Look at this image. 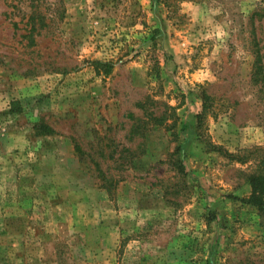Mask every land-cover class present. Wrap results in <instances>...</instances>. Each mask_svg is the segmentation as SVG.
Returning a JSON list of instances; mask_svg holds the SVG:
<instances>
[{"label": "rangeland", "instance_id": "1", "mask_svg": "<svg viewBox=\"0 0 264 264\" xmlns=\"http://www.w3.org/2000/svg\"><path fill=\"white\" fill-rule=\"evenodd\" d=\"M1 148L0 264H264V0H0Z\"/></svg>", "mask_w": 264, "mask_h": 264}, {"label": "trees", "instance_id": "2", "mask_svg": "<svg viewBox=\"0 0 264 264\" xmlns=\"http://www.w3.org/2000/svg\"><path fill=\"white\" fill-rule=\"evenodd\" d=\"M97 63H103L101 61H97ZM107 65V63H103ZM19 108L13 109V111L20 112L22 110L21 106H18ZM262 164L264 165V159L262 160ZM176 167L181 171L182 173L186 172V167L184 166L182 160L176 162ZM250 184L252 185L254 190H261L264 191V166L261 171L254 172L250 174L248 178ZM247 202L252 203L255 205L259 210L264 212V197H260L259 195H252L247 200ZM205 264H210V259Z\"/></svg>", "mask_w": 264, "mask_h": 264}, {"label": "crops", "instance_id": "3", "mask_svg": "<svg viewBox=\"0 0 264 264\" xmlns=\"http://www.w3.org/2000/svg\"><path fill=\"white\" fill-rule=\"evenodd\" d=\"M11 135H12V140H13V144H12V146H11V148L13 149V148H17V134H14L13 132L11 133ZM16 138V139H15ZM11 148H9V149H11ZM0 150H3V151H5L3 148H1ZM6 152V151H5ZM8 162V161H7Z\"/></svg>", "mask_w": 264, "mask_h": 264}]
</instances>
